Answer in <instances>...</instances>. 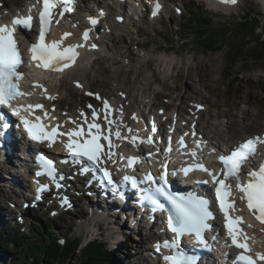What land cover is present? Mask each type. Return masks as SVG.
I'll return each instance as SVG.
<instances>
[{
    "label": "rangeland",
    "instance_id": "1",
    "mask_svg": "<svg viewBox=\"0 0 264 264\" xmlns=\"http://www.w3.org/2000/svg\"><path fill=\"white\" fill-rule=\"evenodd\" d=\"M6 1L10 3L14 0ZM189 2L191 0H175L178 10L175 12L172 9L168 10L160 18L158 17L155 23L150 14L144 13L141 16L139 12H135L139 20H136L137 17L132 18L129 20L132 23L129 29L117 30L112 36L109 35V39L105 40L106 52L102 54L96 52L93 57L88 75L91 88L115 97H120L118 95L120 91H129L130 96L135 98L136 105L140 107L141 103L145 112L154 104L155 111L166 108L170 114L177 110L187 115L190 108L195 109L192 105L201 101L210 107L203 116L201 126L205 129L204 125L211 123L207 133L217 137H220L217 135L220 129L225 136L230 135L228 130L230 125H235L240 134L249 132V126L252 127L251 132L264 131V60L259 58L261 61H257L254 55L255 49L262 48L261 40L264 39L262 5L256 0H243L242 5L230 14L228 11L219 13L213 11V7L205 1L193 0L196 6L189 5ZM194 8L196 12L193 14V20L197 10L204 8L214 20V25L209 28L199 25L198 27L201 28L195 30L186 25L187 17ZM204 9L201 13H204ZM252 15L258 16L261 24L257 33L255 34L251 29L239 31L240 25L237 24L239 19ZM203 35L207 36L205 40L213 39L214 44H202L200 38ZM137 45L144 48L139 50ZM151 50L154 56L144 58ZM156 54L176 56L175 65L169 73L166 70L170 63L167 61L166 65L162 61L155 60ZM141 58L143 60L139 63ZM127 60L134 62V65L130 67ZM229 78L233 88L227 86L230 82ZM63 83L71 92L66 97L73 98L72 102L76 103L74 109H77L86 99L81 97L80 102L78 100L80 93L72 87L71 82L63 80ZM62 101L60 105L66 109L65 99ZM66 105L71 103L67 102ZM70 109L73 108L70 107ZM0 177H2L1 174ZM0 192L3 193L1 187ZM7 202L8 200L5 201V199L0 202L2 212L0 216L4 215V220L0 217L2 231L11 229L8 224L1 227V224L10 220L5 211L7 209L4 204ZM83 211L81 207L76 211L77 214L62 215L55 222L48 218V213L37 212L35 215L37 218L28 221V226L32 225L35 228L34 233L30 232L29 235L27 227L15 225L16 233L29 237L27 241L19 244L30 242L29 244H33L34 247H39L45 245L52 237L57 239L64 237L68 241L81 237L85 242L91 239L104 244L106 249L114 253L117 262L140 264L139 258L144 256L136 257V246L147 247L148 243H144V236L141 237L143 238L141 241L137 234H126L121 230L122 237L123 234L125 235L121 239L117 232L111 231V226L106 223L99 226L94 236H89L86 230L79 228L80 222L84 220L78 213ZM50 222L54 224L53 229L46 226ZM43 227L45 231L40 233L38 228ZM3 247L6 251L1 250L0 256L5 258L6 264H13L30 254V248L19 249L20 245L17 248L7 239H4ZM74 262L69 259L65 264ZM144 263L142 260V264Z\"/></svg>",
    "mask_w": 264,
    "mask_h": 264
},
{
    "label": "snow or ice",
    "instance_id": "2",
    "mask_svg": "<svg viewBox=\"0 0 264 264\" xmlns=\"http://www.w3.org/2000/svg\"><path fill=\"white\" fill-rule=\"evenodd\" d=\"M222 3L236 4L238 0H221ZM43 10L39 14L40 18V31L38 42L32 43L29 48L30 59L25 60L18 47V41L15 39V32L18 26L25 30L30 31L32 29L33 17L29 14L24 18H15L12 22V26L8 25L0 26V117L5 115L4 109H8L12 116L19 118V125L27 132L30 139L39 143L47 141L49 147H52L56 142L57 137L66 136L67 142L64 143V147L68 150L73 162L80 163L82 165L81 172L86 174L90 171L97 170L98 167L103 168L104 176L109 183H112V176L106 167H103L105 160H111L115 156L112 149L116 147L111 137L114 135L117 139H129V137L122 136L119 125L115 129L112 125L116 122L108 119L111 109L107 100H103L104 120L107 122L108 127L102 128L101 123L96 122L100 116L97 110L88 105L92 109V120L88 122L86 114L81 111L80 115L84 118V123L87 124L85 129L81 125H76L66 132L59 131L61 125L55 127H49L43 123L44 118H50L49 113L44 110L42 104H26L13 106V102L22 98L30 97L32 92L22 90L21 83L26 79L25 74L21 71V67L24 64L35 63L37 68L50 72H63L65 69L75 64L80 53L78 48L85 47L86 44H70L63 46V40L71 35V33H64L62 39L59 41H52L46 43V34L50 29L55 9L58 6L63 7L64 12L73 11L75 0H42ZM160 4L157 0L155 9L152 13L153 16L157 15ZM63 15V12L60 13ZM100 15H104L103 12ZM118 19H123L118 17ZM90 24L95 27L99 21L95 17H89ZM58 23V21H57ZM91 28L85 30L82 34L83 41L87 42L90 39L89 33ZM92 49H96L98 46L93 43L90 45ZM78 87L82 85L78 84ZM33 88H40L43 90V94L48 99H55V97L48 95L47 88L39 81H34ZM88 95H95L97 99H102L98 94L88 93ZM197 107H201L197 105ZM36 110L44 111V116L35 115ZM133 119H136L133 116ZM76 124V121H72ZM122 123V121H121ZM9 127L6 120L0 119V131ZM127 128V125H124ZM156 131L155 122L152 124V132ZM128 132L131 133L132 129L128 128ZM184 135H187L185 133ZM101 140L107 141V150L105 145L101 143ZM148 143L152 144L153 141L149 137L146 141L135 135L131 136L132 143ZM181 148H186L187 145L184 141V136H181L178 141ZM264 144V137L250 138L234 150L230 154L220 155L219 160L223 164L222 178L217 176L214 170H210L203 163H196L183 169L184 174L187 176L191 171L200 170L206 172L211 178L212 183L216 185L215 194L219 202L220 209L225 216V227L227 229L228 236L231 239V243L236 248L242 251L237 256V264H257V259H254L251 252L250 245L248 243L251 239L244 231L242 225L245 223L243 217L230 215V212L239 211L235 205V199L233 198V187L231 183L226 181L232 180L235 182V188L238 192L242 193L240 199L246 202L248 209L255 215L256 219L264 224V162H262L258 169H254L247 173L249 179L245 183L241 180V171L246 164L254 163L253 157L258 152V145ZM199 147V142H197ZM169 152L171 149V137H169ZM191 155L195 157L197 153L191 152ZM128 159V166H134V164L140 162L139 157H131ZM40 160L44 166L43 172H38L37 175H48L53 182H56L57 187H60L59 180L64 177L59 175L55 163L53 160L46 156H41ZM165 171L161 177L164 183H167V165H163ZM124 181H130L133 187H137V180L132 176H124ZM145 179L147 181H154V177L148 174ZM202 183L207 184L209 181L204 180ZM47 185H41L38 191L43 192L47 190ZM160 191L161 189H157ZM39 198V197H38ZM172 203L175 205L177 214L175 216H169L167 221L168 228L175 234L173 240L164 241L162 244L157 243L156 249L159 251L161 247L175 248L177 249L176 255L164 256V260L168 264H196L194 257H189L185 252L180 249V238L184 234H195L197 243L203 244L207 247V240L204 238L203 233L210 227L208 221L214 219L213 213L209 210V201L197 197L195 199L184 197H171ZM154 205L153 211L163 210V205L158 200L152 199ZM64 203H67V199L64 198ZM70 206V205H69ZM251 227V225H249ZM256 257L260 261H264V253H256Z\"/></svg>",
    "mask_w": 264,
    "mask_h": 264
},
{
    "label": "bare ground",
    "instance_id": "3",
    "mask_svg": "<svg viewBox=\"0 0 264 264\" xmlns=\"http://www.w3.org/2000/svg\"><path fill=\"white\" fill-rule=\"evenodd\" d=\"M4 0H0V2H3ZM15 2L17 0H14ZM14 1H11L8 5V8L10 9L9 11H16L17 10V7H15V4H13ZM19 2H24V1H33V0H18ZM109 2H115L116 1L118 2V0H108ZM260 4L262 5V11L264 12V0H260ZM5 3V2H4ZM156 3H157V0H141L139 2V6H135L136 8V11L135 12H139L141 14V16L145 14H150V16L153 17V23H155L159 18L160 16L163 15V13L165 14V12H161V13H157V15L153 16L152 13H153V9L151 7L152 6H156ZM167 2L165 0H161V4H160V9L162 8V10L164 8L167 7ZM191 2H189V5H190ZM39 5V4H38ZM166 5V6H165ZM108 6V5H107ZM106 6L107 10H108V7ZM117 6V5H116ZM194 6V5H193ZM196 6V5H195ZM216 7V5H214ZM58 7H61V6H58ZM16 8V9H15ZM119 8V12H116L115 16L114 17H123V19L120 21H117L115 20L114 18V21H112V24H114V30H112L111 32H108L107 33V30L101 26L102 30L104 31V33L101 32V36H102V40H104V42L100 45H98V40H97V37L95 35H90V39L85 42L83 41L82 39V34L85 30L89 29L90 26L88 25V23H90L89 21H86L84 19H80L81 16H79L78 19L79 20V25L77 26V30L74 32L77 36V39L75 40V44H86L85 47H81V48H78L77 51L80 53L79 57H78V65L76 66V69L75 70H71L67 73V75H65V77L63 78V80H66L68 82H74V81H81L84 85V89H89V87H91V84L89 83V73H90V68H91V62H92V59L93 57L95 56L96 52L95 53H92V48L90 47L91 44L95 43L98 47L97 49H99L101 51V53H105L106 51L103 50V47H106V44H105V40L106 39H109L110 36L113 35L114 31H117V30H125L126 28H130L132 23L127 20L125 17L127 15H129L130 13L126 10V8L124 6H117V9ZM98 11L101 13V9H98ZM168 10H166L167 12ZM73 12H75V8L73 10ZM126 14V16L124 15ZM66 16V15H65ZM97 15H94L92 14L91 17H96ZM107 17V16H106ZM159 17V18H158ZM98 19V18H97ZM264 19V17H263ZM119 20V19H118ZM111 28V26H110ZM113 29V27H112ZM65 30H67V28L64 26V33H69V32H66ZM60 34L63 36V34ZM110 35V36H109ZM27 39L26 36H24L22 38L23 41H25ZM62 39V37H61ZM154 56V53H153V50H151L147 56H144V58H149V57H152ZM155 60L157 61H162L163 63H165L166 65L168 64V62L170 63V66L167 67V70L166 72L169 73L170 70L173 68V66L175 65V62L177 60L176 56H168V55H164V54H156L155 57H154ZM143 60V58L139 59V63H141V61ZM129 62V64L131 65L130 67H132L134 65V62H132L131 60H127ZM168 61V62H167ZM49 81H52L53 82V85H46L45 87L47 88V91H48V95L50 96H53L55 97V99H48L47 96H45V98H40V99H43L44 102L46 100H50L52 102V105L51 107L53 108V110L55 109V112L54 113H58L59 115H61L62 117L66 114V112H69V115L73 118H76L78 117L80 111H82V109L79 110L80 106L77 108V109H74L75 112H74V116L72 115V109H70V107L64 109L61 107V103H63V99H65V96H68L70 95L71 92H69V90H67L64 86V83H63V80L60 81L59 79H48ZM62 85L61 87H59V85ZM64 86V87H63ZM121 86H123V83H121ZM87 87V88H86ZM129 91H126V92H123V94L125 96L128 97V99L126 100V102L129 103V106H128V109L126 111V121L131 124V129H132V132L130 133L131 135L130 136H137L139 138H142L144 136V129L142 128L141 126V119L139 118H136V119H133V116L136 117L135 113H139V111L143 112L142 109L140 107H138L135 103V98L134 97H131ZM39 95V94H37ZM35 95V97L37 98L38 96ZM73 96V95H71ZM51 108V109H52ZM50 109V110H51ZM52 111V110H51ZM78 111V112H77ZM53 113V119H57V117H55L56 115ZM250 116V115H249ZM64 119V118H63ZM220 126V125H219ZM218 126V127H219ZM232 126V127H231ZM237 127V126H236ZM249 128V132L247 135H242L240 134L241 132H239L236 128H235V125H230L228 127V130L230 131L231 135L226 137L224 135V132L220 129L217 134L219 136H221L223 138V141L225 143H232V145H236L239 143L240 140H245V138H247L248 136L250 135H253L255 133H251V130H252V127H248ZM237 134V136H235ZM138 142V141H137ZM59 158V157H58ZM60 160V159H59ZM7 165H4L3 166V169H7ZM3 175L2 177H0V182H5ZM24 185L23 187H25L26 189L28 188V181L26 179H21L20 178L18 179V184H16V187L15 188H9L11 191L6 193L5 190H3V193L0 192V202L2 199H5V201H12L13 199H20L21 197L19 196L18 191H20L19 189H22L21 188V185ZM200 186V189L202 190V192H204L203 190V186L202 185H199ZM28 190V189H27ZM4 193L8 194V195H5ZM12 196H13V199H12ZM37 209V208H36ZM6 213H8L7 210H5ZM142 210L139 209L138 212H141ZM0 214H2L1 210H0ZM139 214V213H138ZM4 215L0 216L1 217V220H4ZM113 219H115V217H113ZM104 220L102 219L101 216H99L98 214H91V215H88L86 218H84V221L83 223L80 224V227L81 229L83 230H86L88 231L89 233V236L90 235H95L99 229V226L102 225L103 223H106V224H112L113 221L112 220H109V222L105 221L103 222ZM115 227L119 228L117 223L115 224ZM160 230H162L163 228L160 227L159 228ZM116 231V230H115ZM117 232V231H116ZM121 233V232H120ZM255 234H257L256 232H254ZM118 234V232H117ZM114 237V236H113ZM143 239V238H142ZM145 241L144 243H150L151 239H147V238H144ZM150 245V244H149ZM253 245L254 247L256 246L255 244H251ZM262 245V244H261ZM260 245V246H261ZM146 246H143V247H140L138 248L136 246V257L138 255H141V256H144V257H140L139 259L140 260H143L146 258V254H145V250H146ZM10 249V248H9ZM261 249L263 250L264 247H261ZM259 247H257V251L260 252ZM7 256V255H6ZM140 264H142L140 262Z\"/></svg>",
    "mask_w": 264,
    "mask_h": 264
},
{
    "label": "trees",
    "instance_id": "4",
    "mask_svg": "<svg viewBox=\"0 0 264 264\" xmlns=\"http://www.w3.org/2000/svg\"><path fill=\"white\" fill-rule=\"evenodd\" d=\"M194 2H191L190 5H193ZM201 8L197 10V14L195 15L194 20L192 19L193 14L196 12V8L191 10L189 16L187 17V24L191 26L194 30L200 29L201 27H198L201 25L203 28L205 26H208L207 28L214 25V20L211 18V16L208 14V12ZM193 20V21H192ZM240 21L236 20L237 24L240 25L239 31H248L251 29L255 34L257 33V30L260 29L261 24L259 22L258 16H248V18H241ZM254 22V24H253ZM207 36H204L200 38V41H202V44L205 43L206 45H212L214 44L213 39L205 40ZM208 41V42H207ZM262 48L255 49L254 55L255 60L261 61L264 60V39L261 40ZM263 57V58H262ZM261 58V60H259ZM231 79L229 78L228 81ZM230 88H233L232 81L228 83ZM46 226L49 229H53L52 224H46ZM36 230L35 228H32L30 232L34 233ZM38 231L40 233L42 231H45V228H38ZM4 239L10 240L17 248L18 245L21 247L19 249H28L30 248V257L29 255H25L17 262L13 264H65L67 260L72 259V261H75L73 264H122L121 262H117L114 253L108 249L105 248V245L100 242H94L89 243L84 248H80L81 245V238H76L74 241H66L65 247H62L59 243V240L56 238H49L47 240L45 245L34 247L33 244L25 243V244H19L21 242L27 241L29 238H25L17 233H13L12 230H3L0 232V251L3 252L6 251L3 247L4 245ZM46 240H44L45 242ZM71 242V243H70ZM5 258L0 256V264H6Z\"/></svg>",
    "mask_w": 264,
    "mask_h": 264
},
{
    "label": "water",
    "instance_id": "5",
    "mask_svg": "<svg viewBox=\"0 0 264 264\" xmlns=\"http://www.w3.org/2000/svg\"><path fill=\"white\" fill-rule=\"evenodd\" d=\"M262 29H263V30H262V33L264 34V25L262 26Z\"/></svg>",
    "mask_w": 264,
    "mask_h": 264
}]
</instances>
